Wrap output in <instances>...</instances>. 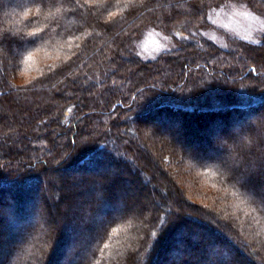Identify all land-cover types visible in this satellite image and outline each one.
Returning a JSON list of instances; mask_svg holds the SVG:
<instances>
[{"label": "trees", "instance_id": "1", "mask_svg": "<svg viewBox=\"0 0 264 264\" xmlns=\"http://www.w3.org/2000/svg\"><path fill=\"white\" fill-rule=\"evenodd\" d=\"M223 1L0 0V137L18 134L24 144L0 142V264H246L241 245L264 264L236 219L192 204L163 166L169 153L223 183L258 217L249 233L264 250V33L230 47L202 36L207 11ZM242 1L264 13V0ZM151 24L172 37L182 28L195 34L143 58L133 46ZM35 51L50 62L16 83ZM139 130L150 148L135 141ZM61 166L79 173L62 178L72 211L60 227L61 206L40 208L43 196L25 184L45 174L53 182ZM111 166L113 175L103 170ZM151 177L163 182L159 196L169 185L174 198L161 210L148 195L138 206L150 215L135 218L129 197L141 189L131 183ZM14 181L20 193L7 199Z\"/></svg>", "mask_w": 264, "mask_h": 264}, {"label": "rangeland", "instance_id": "2", "mask_svg": "<svg viewBox=\"0 0 264 264\" xmlns=\"http://www.w3.org/2000/svg\"><path fill=\"white\" fill-rule=\"evenodd\" d=\"M206 15L208 23H206V25L202 26V28L199 29L201 35L205 38L216 41L223 47L234 46V44L236 43V41L234 42V40L237 39L256 42L264 33V13L258 10H253L252 7L248 5V3L242 0H225L219 5L209 8ZM184 31L186 30L182 28L180 30L181 33H176L178 35L177 37H172L168 32H166V30L159 27L158 25H148L141 31L140 34H138L133 46L134 52L143 58L155 57L163 50L169 49L176 44L187 40L189 37L194 36L195 34L192 33L193 35H186L184 34ZM176 38L179 40H177ZM50 60L51 57L42 54V52L40 51H35L27 56L25 59H23L19 70L16 71V76H14L16 83L25 85L24 83H28L30 80L36 78L37 76H41L38 74H40L43 66L50 62ZM50 66L52 65L50 64ZM4 72H6L5 68ZM45 116H47V114L42 116V118ZM143 120L145 121L144 124H146L148 127L157 130L156 133L166 132L165 128L159 129L160 126L157 124L158 120H154L149 117L143 118ZM150 124L153 126H151ZM133 137L135 138V141L141 146V148L147 149L149 147L148 139L140 130L139 134H133ZM141 138L144 141L143 143H141ZM27 139L29 141H34V136L28 133ZM0 142L10 145L11 149L15 148L19 150L20 148L24 147V144L18 134L10 137L8 135H2L0 137ZM150 156L152 158V161H158V158L155 157L152 153H150ZM127 157H129L133 165H137V167L141 165V162L133 160L130 157L129 153L127 154ZM183 163L179 164L175 158H170L168 153L166 154L165 163L163 164V166L166 170H168L167 168L170 169V177L172 176L178 186H180V188L187 194V196L190 197V202L192 204L197 207L213 209L216 212H220L221 210L223 212H221L222 214L220 213L222 216L221 218L236 219V229L241 234H243L251 242V244L256 246V248L258 249V254L264 258V250L261 248L258 242L254 241V239H251L252 236L249 233V231L254 232L250 230V226L255 222L259 223L257 221L258 217L254 215L252 209L248 205H244L239 199L232 197L231 193H229L228 188L223 183L213 180L214 177L205 175V173L198 169L196 165H189V163L186 162L184 164ZM115 169L116 168L111 166L103 170L109 175H113V170ZM55 172L56 174L54 175L53 182L50 179V176L48 174H45V176L42 178V181L34 179L31 183L32 185H25L38 193L37 196H43V198H39V200L37 201V205L40 208L44 206L45 201L52 203V208L54 211H56L55 203L61 206L60 208L62 213L58 215V221L61 222V227L66 225V222L68 225V222H70L71 220L70 211H72L70 210L71 208H68L66 205H64L65 202L63 203L62 201L64 191L61 186L62 178L67 175H76L79 172L76 169L71 170L63 168V166L57 167ZM141 174L144 175L142 171ZM48 180H50V182H48ZM146 183L149 184L142 183L141 186V184L136 183V181L134 180L131 183V186H133L132 189L137 187L141 189L140 191L134 190L133 195L129 197L130 202L135 201L134 203L137 205V207L133 206L132 208V216H134L135 218H138L140 216L146 218V216L150 215V206L146 207L144 205V209H140V207L138 206L141 204H146L149 201L148 195H151V198H153L155 204L158 205L161 210L165 208L163 199L165 200V202H168L169 198H174L173 189L169 185L167 191L168 193L165 194L166 196H159L160 185H162L163 183L162 180L160 181L155 177H151V179L148 178V181ZM145 185H148V187L146 188ZM21 187L22 186H20L18 182H12V184H10L9 186V190L7 192H3L4 197L8 199L11 196L18 195V193H20ZM58 190L60 191V193L57 192ZM8 193L11 195H9ZM167 196H169V198H166ZM77 209H79V207H74V210ZM42 213V221L43 219L46 220V218H49V215L46 214L45 211H43ZM86 220H88V218H86ZM38 221H41L39 217L33 220L34 223H39ZM243 223L246 224L244 225ZM73 226H75L74 222ZM8 236L9 235L6 233V238ZM2 238H5V234L1 231L0 239ZM262 240H264V237ZM237 242L238 241H236L235 243L237 244ZM33 243L35 245L34 248H36L38 240L33 241ZM75 247L76 248H70L69 251L67 248L65 251L66 255L68 256L74 250H76L77 248L80 249L82 246L76 245ZM241 249L244 252L241 256L244 263L250 264L248 262V259H253L257 262V264H262L254 254L249 253L247 248H244L241 245ZM34 254L36 256L38 255L36 251L32 255ZM234 254L235 253L232 252L230 257ZM67 258H62V263H66L68 261Z\"/></svg>", "mask_w": 264, "mask_h": 264}, {"label": "snow or ice", "instance_id": "3", "mask_svg": "<svg viewBox=\"0 0 264 264\" xmlns=\"http://www.w3.org/2000/svg\"><path fill=\"white\" fill-rule=\"evenodd\" d=\"M77 2H78V0H77ZM105 247H107V245H105Z\"/></svg>", "mask_w": 264, "mask_h": 264}]
</instances>
